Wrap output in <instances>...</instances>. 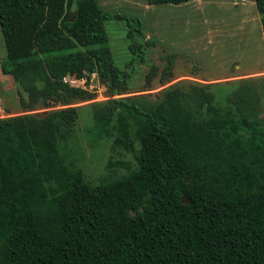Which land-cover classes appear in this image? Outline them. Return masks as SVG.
Instances as JSON below:
<instances>
[{
    "label": "trees",
    "instance_id": "16d2710c",
    "mask_svg": "<svg viewBox=\"0 0 264 264\" xmlns=\"http://www.w3.org/2000/svg\"><path fill=\"white\" fill-rule=\"evenodd\" d=\"M65 1L0 0V73L20 109L0 118V264H264V75L234 74L222 105L165 53L132 87L153 45L142 22ZM110 19L126 21L123 69ZM93 74L104 100L67 80Z\"/></svg>",
    "mask_w": 264,
    "mask_h": 264
},
{
    "label": "rangeland",
    "instance_id": "374dc122",
    "mask_svg": "<svg viewBox=\"0 0 264 264\" xmlns=\"http://www.w3.org/2000/svg\"><path fill=\"white\" fill-rule=\"evenodd\" d=\"M98 4L105 12L139 19L143 30L139 44L153 42V45L143 47L145 63L133 64L132 87L143 83L149 65H160V57L165 53L181 55L176 62L178 81L213 82L212 90L222 105L237 87L235 81L226 82L234 74L264 75V36L261 16L253 0H193L179 5H147L146 0H98ZM62 6L66 10L68 0ZM105 30L115 64L123 69L131 59L126 21L110 19L105 22ZM5 57L0 32V63ZM91 79L86 84L85 80L75 82L74 78L68 82L89 88L96 93L95 100H104V85L95 74ZM168 85L170 83L166 82L149 93L158 97L159 91ZM18 114L16 86L11 78L0 73V118ZM106 162V157L101 160L102 164ZM89 174L98 176L97 164L90 166Z\"/></svg>",
    "mask_w": 264,
    "mask_h": 264
},
{
    "label": "clouds",
    "instance_id": "9594fccd",
    "mask_svg": "<svg viewBox=\"0 0 264 264\" xmlns=\"http://www.w3.org/2000/svg\"><path fill=\"white\" fill-rule=\"evenodd\" d=\"M94 75V74H93ZM68 81H69V79H67ZM81 81H83V80H81ZM81 81H79V80H75V82H81ZM70 85H72V84H70ZM73 86H80V85H73ZM81 87V86H80ZM84 88V87H83Z\"/></svg>",
    "mask_w": 264,
    "mask_h": 264
}]
</instances>
